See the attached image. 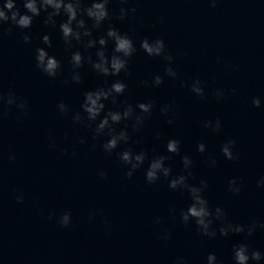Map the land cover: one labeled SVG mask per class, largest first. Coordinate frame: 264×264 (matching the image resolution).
<instances>
[{
	"label": "water",
	"instance_id": "1",
	"mask_svg": "<svg viewBox=\"0 0 264 264\" xmlns=\"http://www.w3.org/2000/svg\"><path fill=\"white\" fill-rule=\"evenodd\" d=\"M17 3L24 12L21 0ZM122 6L135 7L136 12L118 20ZM109 11L111 19L93 35H104L112 24L132 38L137 52L129 61L130 75H98L86 61L89 54L95 58V49L85 51L73 41L71 51L79 49L85 56L79 69L82 82L65 84L71 81V51H66L59 23L66 17H57L53 28L44 24L42 12L29 29L10 21L0 29V94L6 100L8 93H14L27 104L24 112L0 104V261L175 264L183 257L186 264H207V255L214 252L218 264H234L236 244L247 243L250 251L264 252V229L257 228L250 237L246 232L225 237L219 234L221 222L215 221L217 235L209 238L196 230L194 221L186 226L180 212L191 203L187 193L170 189L163 177L148 184V161L129 179L127 166L117 156L128 147L147 151L149 158L168 155L167 165L173 175H179L185 174L182 157L188 155L193 161L189 183L207 180L204 195L210 207L225 210L226 222H264V189L257 187L264 176V106L252 104L254 97H261L264 105V0H217L214 8L208 0H130L128 5L111 0ZM25 34L31 36V43L24 42ZM45 34L52 41L49 54L62 64L55 79L36 67V49L47 47L42 43ZM145 37L164 39L166 51L174 57L176 79L165 75L167 62L162 57H149L140 48ZM111 50L109 42V54ZM156 75L164 79L159 87L143 84ZM196 78L203 83V99L190 90ZM115 79L127 84L121 102L135 107L151 101L153 110L138 132L129 127L130 143L109 154L102 148L108 137L94 139L92 130L73 123L72 116L81 112L86 120L80 109L83 93L110 86ZM216 89L225 93L219 100ZM61 101L69 107L66 114L57 108ZM106 103L113 110L119 107ZM164 104L172 105L167 115L160 112ZM169 118L174 120L171 125ZM216 119L222 123L219 132L202 126ZM126 124L130 122L115 127L119 131ZM169 139L180 142L179 154L166 151ZM228 140H235L233 152L238 159L223 156L221 148ZM200 143L206 145L204 153L198 151ZM10 153L15 161L8 159ZM210 157L216 159L215 167L209 166ZM234 178L241 186L238 195L228 190ZM18 193H23V203H17ZM65 212L72 216L67 227L59 224ZM164 230L170 239H161Z\"/></svg>",
	"mask_w": 264,
	"mask_h": 264
},
{
	"label": "clouds",
	"instance_id": "2",
	"mask_svg": "<svg viewBox=\"0 0 264 264\" xmlns=\"http://www.w3.org/2000/svg\"><path fill=\"white\" fill-rule=\"evenodd\" d=\"M22 6L25 9L21 12L18 7L17 0H0V29L11 22V25L20 29H29L32 26L33 20L41 16V13L46 14L44 24L51 25L53 28L57 26V17H66L59 23V31L62 35L66 51H71L74 47L73 41L83 46L85 51L95 49V58L89 54L86 58L87 64L91 66L92 70L103 77H119L121 73L130 75L129 61L137 52V48L132 38L127 34L120 31L115 25L109 24L104 35L98 38L93 35V30L100 29L105 21L112 17L109 11V4L111 0H21ZM122 5H128L130 0H120ZM208 3L214 8L216 7L217 0H208ZM135 7H121L119 9L118 20L123 21L129 13H135ZM85 17L87 19H85ZM91 21V27L88 25ZM11 30L10 28L8 29ZM31 36L24 35V42L31 43ZM109 42L112 44L111 54L108 53ZM42 43L47 47H39L35 52L36 67L46 74L49 78L55 79L60 74L62 69L61 61L54 55H50L48 48L52 47V41L48 34L43 35ZM140 48L149 57H162L167 62L165 67V75L171 79L177 78V72L173 68L174 57L166 51V44L164 39L156 38L150 39L145 37L140 42ZM70 64L72 66L71 81L65 80V84L82 82V76L79 69L85 64V56L77 49L71 51ZM164 82L160 75L153 77L151 81L145 80L143 84L149 87H159ZM108 82L105 81V84ZM182 86H185L182 83ZM190 90L195 95L205 98L204 86L199 78L193 79L190 84ZM127 91V84L121 79H115L111 82L110 86L97 87L92 90H87L83 93V100L80 104L82 113L76 112L72 116V121L75 124H82L93 132V138L106 136L108 137L102 144L103 151L111 154L118 149L121 144L128 145L131 137L129 135V127L133 132H138L144 125L145 120L151 115L153 110V102H140L133 107L127 101L121 102L119 98ZM233 92L236 90L233 89ZM214 95L219 100L225 93L223 89H216ZM111 102L112 105H119L116 110L107 107L106 102ZM7 103L14 105L19 111L24 112L27 104L25 101L16 97L14 93H8L5 96L0 94V104ZM252 104L256 108H261V97H254ZM172 105L164 104L160 108L162 115H167L171 110ZM57 108L61 114H66L69 107L63 101L59 102ZM137 109L139 111H137ZM174 115V114H173ZM128 121L123 128L117 131L116 125L121 122ZM169 125L174 123L172 118L167 120ZM204 128L210 129L212 132H219L222 123L220 119L207 120L203 122ZM159 138V136H157ZM80 143H86L84 139ZM235 140L226 141L221 148L222 154L228 160L238 159V155L234 154L233 147ZM55 148V144L49 145ZM95 147V146H93ZM166 151L171 154L180 153V142L176 139H169L166 144ZM198 151L204 153L206 145L204 143L198 144ZM120 162L127 166V177L131 179L136 170L140 169L146 161L148 167L145 171V179L148 184H155L163 177L168 180V187L172 190H180L186 192L190 198L191 203L186 209L180 212L182 222L187 226L193 221L196 225V230L205 237L215 238L217 230L213 227L215 221H220L222 226L219 227V234L221 236H228L229 233L241 234L245 233L247 236H252L253 233L259 229H264V222H253L249 225L233 224L225 221L226 212L220 207L216 206L214 209L210 207L209 200L205 197L204 193L209 187L207 180L201 179L199 184L189 183L193 178L191 171L193 161L188 155L182 157V165L185 174L173 175L172 168L167 165L170 159L168 155H154L149 158L147 151L141 150L136 152L132 147H128L122 151L117 152ZM8 159L15 161L16 156L10 153ZM217 161L215 158H209V166L215 167ZM101 178L106 176V173L101 170L99 173ZM257 187L264 189V176L257 180ZM228 190L234 195L241 192V186L237 179L229 181ZM17 203H23V193L16 195ZM94 215V214H93ZM92 218L90 215L89 219ZM72 216L70 212H65L59 218V224L67 227L71 224ZM156 224L160 223V218L155 220ZM171 234L164 230L161 239H170ZM234 264H250L254 261L255 264H264V252L260 250H251L247 243H239L233 246L232 249ZM207 264H218L217 256L214 252L207 255ZM2 264V261H0ZM175 264H186L183 257H178Z\"/></svg>",
	"mask_w": 264,
	"mask_h": 264
}]
</instances>
